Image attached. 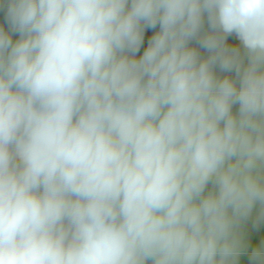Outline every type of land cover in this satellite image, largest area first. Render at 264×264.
Listing matches in <instances>:
<instances>
[{
    "label": "clouds",
    "instance_id": "clouds-1",
    "mask_svg": "<svg viewBox=\"0 0 264 264\" xmlns=\"http://www.w3.org/2000/svg\"><path fill=\"white\" fill-rule=\"evenodd\" d=\"M6 5L0 264H264V0Z\"/></svg>",
    "mask_w": 264,
    "mask_h": 264
},
{
    "label": "rangeland",
    "instance_id": "rangeland-1",
    "mask_svg": "<svg viewBox=\"0 0 264 264\" xmlns=\"http://www.w3.org/2000/svg\"><path fill=\"white\" fill-rule=\"evenodd\" d=\"M1 1H6V0H1ZM0 27H3L5 31H9V33L12 35L13 40H16V39L19 38V37H18V34H12V33L10 32L9 25H8L7 22H6V19H5V20H3V19L0 20ZM207 27H208V26H207V23H205V29H207ZM158 29H159V26H157L156 29L150 30L149 33H148V35L150 36V35L153 34L155 31H158ZM145 46H146V44H145ZM189 46H190V47H193V48H196V49L199 51V53H200V55H201L202 58H206V57L209 55V53H208L206 50L201 49V48L199 47V45L195 43V41L191 42ZM142 50H143V49H142ZM142 50H141V51H142ZM237 107H238V106H234V108H233V111H234V112L237 110ZM262 237H264V226H262V227H260V228H258V229H251V228H250V231H249V238H250L253 242L258 241V240H259L260 238H262ZM242 259L246 261V260H247V257H244V258H242Z\"/></svg>",
    "mask_w": 264,
    "mask_h": 264
},
{
    "label": "crops",
    "instance_id": "crops-1",
    "mask_svg": "<svg viewBox=\"0 0 264 264\" xmlns=\"http://www.w3.org/2000/svg\"><path fill=\"white\" fill-rule=\"evenodd\" d=\"M6 1H1L0 0V20H5L6 17ZM207 30V29H206ZM227 43L233 46H239V41L238 38L233 34L232 36L228 37ZM216 74L220 78H223L224 76H230L232 78H235V73H225L222 72L219 68H216ZM245 261V260H244ZM246 262V261H245Z\"/></svg>",
    "mask_w": 264,
    "mask_h": 264
}]
</instances>
